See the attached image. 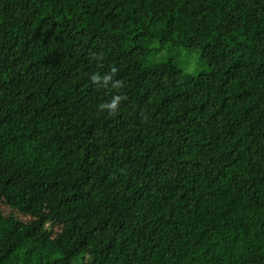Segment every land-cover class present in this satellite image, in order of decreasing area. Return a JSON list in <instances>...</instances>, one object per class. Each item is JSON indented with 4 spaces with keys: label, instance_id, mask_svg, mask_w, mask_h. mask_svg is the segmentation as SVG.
Here are the masks:
<instances>
[{
    "label": "trees",
    "instance_id": "1",
    "mask_svg": "<svg viewBox=\"0 0 264 264\" xmlns=\"http://www.w3.org/2000/svg\"><path fill=\"white\" fill-rule=\"evenodd\" d=\"M0 264H264V0H0Z\"/></svg>",
    "mask_w": 264,
    "mask_h": 264
},
{
    "label": "rangeland",
    "instance_id": "2",
    "mask_svg": "<svg viewBox=\"0 0 264 264\" xmlns=\"http://www.w3.org/2000/svg\"><path fill=\"white\" fill-rule=\"evenodd\" d=\"M149 45L152 48H157L151 52L150 60L163 61L172 56L183 70L189 74H198L209 70L208 64L202 60L197 49L185 47H174L171 49V47L166 46V48L159 50V44L156 42H151Z\"/></svg>",
    "mask_w": 264,
    "mask_h": 264
},
{
    "label": "clouds",
    "instance_id": "3",
    "mask_svg": "<svg viewBox=\"0 0 264 264\" xmlns=\"http://www.w3.org/2000/svg\"><path fill=\"white\" fill-rule=\"evenodd\" d=\"M93 79H97V77H93ZM119 99V97L117 98V100ZM106 107H110L111 109L115 110L116 108V102L114 101L111 105H106Z\"/></svg>",
    "mask_w": 264,
    "mask_h": 264
}]
</instances>
